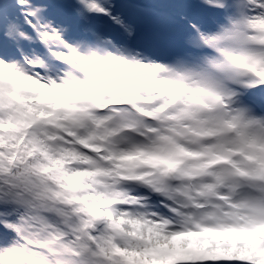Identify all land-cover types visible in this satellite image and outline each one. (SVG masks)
<instances>
[{
    "label": "snow or ice",
    "instance_id": "6c2138e0",
    "mask_svg": "<svg viewBox=\"0 0 264 264\" xmlns=\"http://www.w3.org/2000/svg\"><path fill=\"white\" fill-rule=\"evenodd\" d=\"M0 264H264V0H0Z\"/></svg>",
    "mask_w": 264,
    "mask_h": 264
}]
</instances>
